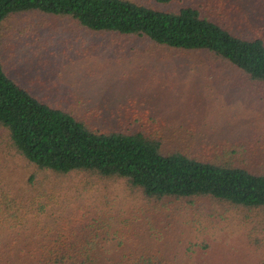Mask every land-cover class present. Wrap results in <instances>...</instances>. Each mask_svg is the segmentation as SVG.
<instances>
[{
    "label": "rangeland",
    "instance_id": "374dc122",
    "mask_svg": "<svg viewBox=\"0 0 264 264\" xmlns=\"http://www.w3.org/2000/svg\"><path fill=\"white\" fill-rule=\"evenodd\" d=\"M190 4L239 34L264 38V0H172L159 7ZM4 32L9 72L89 125L149 128L167 148L213 160H227L228 150L241 145L240 155L229 156L231 161L247 158L251 169L264 170V83L207 54L178 52L138 36L92 32L43 13L14 15ZM34 172L33 165L9 150L0 129L4 190L27 197ZM42 174L38 180L44 197L49 196L46 187L57 185L62 191L43 218L61 209L72 216V228L91 223V238L99 240L106 256L157 254L173 264H264V208L212 198L153 201L124 179ZM34 222L32 218V227ZM0 239V252L12 264H31L34 238L13 242L1 233Z\"/></svg>",
    "mask_w": 264,
    "mask_h": 264
},
{
    "label": "trees",
    "instance_id": "16d2710c",
    "mask_svg": "<svg viewBox=\"0 0 264 264\" xmlns=\"http://www.w3.org/2000/svg\"><path fill=\"white\" fill-rule=\"evenodd\" d=\"M155 1L159 5L136 0H0V129L9 150L35 168L25 198L4 190L0 180V234L9 235L13 242L21 236L34 238L31 264H173L157 254L114 259L101 251L99 240L91 238L95 230L91 223L72 228V216L61 209L43 218L49 205L58 204L57 194L62 191L57 185L46 187L49 196L44 197L38 180L42 173L46 178L75 174L124 179L153 201L212 198L249 209L264 208V170L251 169L247 158L237 163L229 157L240 155L241 145L228 150L227 160H213L167 148L149 128H97L70 109L46 101L8 70L5 22L14 15L43 13L69 19L92 32L138 36L178 52L207 54L247 79L264 83L263 37L239 34L200 6L164 9L160 4L172 0ZM8 227L12 230L5 232ZM0 264H12L2 252Z\"/></svg>",
    "mask_w": 264,
    "mask_h": 264
}]
</instances>
